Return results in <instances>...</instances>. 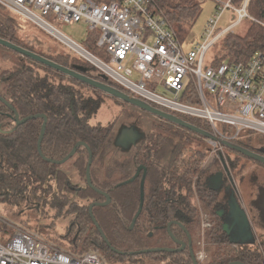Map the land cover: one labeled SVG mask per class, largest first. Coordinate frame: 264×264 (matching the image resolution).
Here are the masks:
<instances>
[{
    "label": "trees",
    "instance_id": "obj_1",
    "mask_svg": "<svg viewBox=\"0 0 264 264\" xmlns=\"http://www.w3.org/2000/svg\"><path fill=\"white\" fill-rule=\"evenodd\" d=\"M231 1L236 9L245 2ZM154 8L167 17L174 29L175 26L192 27L201 13L197 0H154ZM248 13L255 21H249L246 34L241 36L233 31L224 35L212 50V63L208 65L218 67L224 62H247L256 52H264V27L257 23H264V0H249ZM99 36L98 33L89 34L85 47L102 61H108L106 50L97 46ZM0 38L34 52V47L18 38L9 15L0 14ZM0 50L5 54L12 53L2 46ZM41 56L99 79L93 67L71 55ZM24 59L13 69H0V97L12 105L20 119L35 115L47 117L42 142V154L46 159L62 161L79 142L89 146L93 154L92 186L111 197V204L107 207L95 206L93 215L111 246L102 238L89 212L91 205L104 203L106 198L87 183L88 150L78 148L75 156L67 162L83 181L82 185L75 184L63 165L49 163L38 153L44 120L33 119L17 126L13 112L1 101L0 205L35 211L40 216L52 217L55 222L68 220L62 240L63 244H67V251L82 255L91 249L97 250L111 264H146L148 260H159L162 264H193L188 248L173 253H130L150 249V244L155 242L160 248L180 249L171 238L168 225L176 222L184 227L172 225L170 232L176 240L187 243L189 233L193 241V234L201 223V212H204L212 223L207 241L217 246L214 256L205 264H263L260 245L231 243L223 228L224 221L219 212L226 189L231 184L226 178L221 190L207 187L206 179L219 164V158L216 156L203 167L209 156L205 138L161 121L154 126L155 132L142 136L137 145L128 150L119 147L115 145L116 133L112 124L91 123L102 105L99 92L69 77L70 82L65 83L66 76L50 68L45 67L49 73H42L38 63L26 57ZM86 91L93 95L86 94ZM181 102L188 104L189 100L182 98ZM192 103H198L196 98L193 97ZM178 117L210 131L204 120ZM222 130L230 131L225 127ZM254 142L264 144V137L244 133L235 144L257 152L259 149L252 145ZM120 150L128 153L121 155ZM227 159L230 170L239 163L238 159L231 161L229 156ZM140 167L145 171L142 170L134 182L124 184L135 176ZM144 173V206L133 225L141 204ZM23 228L31 230L30 227ZM34 230V234L37 232L40 237L49 238L42 230ZM49 239L56 245L59 242L58 239ZM260 243L264 247L261 240Z\"/></svg>",
    "mask_w": 264,
    "mask_h": 264
},
{
    "label": "built area",
    "instance_id": "obj_2",
    "mask_svg": "<svg viewBox=\"0 0 264 264\" xmlns=\"http://www.w3.org/2000/svg\"><path fill=\"white\" fill-rule=\"evenodd\" d=\"M248 1L236 9L229 0L207 23L202 41L188 50L167 17L154 8V0H0V8L59 40L69 55L93 67L98 76L105 75L108 84L165 112L204 120L217 139L235 143L244 133L264 137V52H256L247 62L218 67L208 65L207 58L224 35L245 20L255 21L248 13ZM227 9L237 21L222 31L218 22ZM56 22L83 23L89 34L98 33L97 46L106 50L108 61L63 35ZM159 89L174 100L159 96ZM182 98L189 103H182ZM224 127L230 131L224 132ZM206 141L209 152H220L217 157L226 160L218 141ZM204 252V247L196 251L198 264L206 261ZM0 264L111 263L99 251L75 255L32 232L21 228L5 232L0 225Z\"/></svg>",
    "mask_w": 264,
    "mask_h": 264
},
{
    "label": "rangeland",
    "instance_id": "obj_3",
    "mask_svg": "<svg viewBox=\"0 0 264 264\" xmlns=\"http://www.w3.org/2000/svg\"><path fill=\"white\" fill-rule=\"evenodd\" d=\"M201 5V13L196 21V23L192 27H177L175 26V30L184 44V49L188 50L195 45L196 43H200L203 39V34L207 28V23H209L210 19L214 16H218L221 13L220 8L224 7V5L229 0H197ZM0 14L7 16L9 15L13 20V23L16 28V34L18 38L22 41L34 47L33 50L39 55H48V56H56L58 53H63L67 55L66 48L63 43L59 40L42 30L39 26L34 24L31 21L26 20L21 15L13 13L7 9L0 8ZM237 18L234 16V13L231 9H227L222 13V17L218 22V25L222 31H224L230 25L236 23ZM249 26V21H243L234 31L244 36L247 32ZM56 29H58L63 35L76 42L81 46H85L87 38L89 36L88 27L83 24H64L60 22H56ZM217 44V43H216ZM216 47V45L212 48V50ZM88 49V48H87ZM89 50V49H88ZM211 50V52H212ZM90 51V50H89ZM211 52L207 58V64H210V59L212 58ZM69 55V54H68ZM25 57L22 55H18L15 53L5 54L0 50V69H13L20 61L25 60ZM36 63L35 61H33ZM33 64V63H32ZM39 70L42 73H49L45 66L38 63ZM59 80V79H58ZM65 83L70 82L66 78L63 80ZM100 93L102 97V105L99 109L98 113L93 117L91 123L92 124H102V125H110L114 126L115 133H118L120 130L125 128H134L139 132L141 136H145L149 133L155 132V125L161 121H165L151 113L143 111L133 105L125 103L121 100L115 99L114 97L97 91ZM88 95H93L92 92L86 91ZM159 96H164L167 99L174 100V97L162 89L157 91ZM166 122V121H165ZM263 137V136H261ZM117 145V144H116ZM255 148L261 149L264 148L263 143L254 142ZM119 146V145H117ZM207 148L210 150L208 144ZM128 150L127 148H124ZM128 153L126 151H119V154ZM224 155L231 161H235L238 159L239 163L236 167L231 168V171H227L223 166V176L224 178H228L230 183L232 184L233 189L240 193V196L244 198L247 204H249L252 199L251 194L256 193L258 190L261 192L262 196L260 201L257 203L258 206L264 207V165L258 162L249 160L247 158H242L236 155L234 151H231L228 148H224ZM220 152H209V156L207 161L204 163L203 167L210 164L211 161L219 155ZM238 154V153H237ZM219 164L214 167V171L217 169ZM64 170L69 174L71 181L75 184L82 185L83 181L79 175L75 172V170L71 167L69 163H65L63 165ZM253 195V194H252ZM239 196V195H238ZM239 196V197H240ZM242 198V199H243ZM249 208V205H248ZM48 214V212H47ZM52 217L40 216L35 211L30 210H21L13 206L8 205H0V225H2L5 232L13 231L14 229H24L23 227H30V232L34 233V229H40L45 233V236L52 238L53 240L58 239L59 242L56 245L51 242L49 238L44 237L43 239L48 241L49 243L62 248L63 250H68L67 244L62 242L63 236L66 232L68 226V220L60 219L58 221H54L51 219ZM209 224L212 225L209 216L206 213L201 212V223L198 231H195L193 234V243L194 250L199 251L201 248H205L206 254V262H209L212 256H214L217 246L211 245L207 241V234L210 231ZM230 225H233V222H230ZM12 227V229L10 228ZM231 238L237 239L239 236L240 241L244 242L247 246L258 245L257 238L261 239L262 243H264V231H258V236H256L253 226L250 225L248 228H245L242 235L238 234L240 229L232 228ZM25 230V229H24ZM29 231V229H26ZM46 231V232H45ZM36 235L37 232H35ZM244 235H248L247 237ZM40 237V236H39ZM42 238V237H41ZM202 243V245H200ZM205 243V245H204ZM157 242L150 244V249L160 248L157 245ZM155 245V246H154ZM94 251V250H90ZM97 251V250H96ZM146 264H162L159 260H148Z\"/></svg>",
    "mask_w": 264,
    "mask_h": 264
},
{
    "label": "water",
    "instance_id": "obj_4",
    "mask_svg": "<svg viewBox=\"0 0 264 264\" xmlns=\"http://www.w3.org/2000/svg\"><path fill=\"white\" fill-rule=\"evenodd\" d=\"M0 46L14 52V53H17L19 55H22L23 57H26V58H29L33 61H35L36 63H39L47 68H50V69H53L61 74H63L64 76H67L71 79H74L96 91H100V92H103V93H106L112 97H114L115 99H118V100H121L125 103H128L130 105H133L143 111H146L148 113H151L169 123H172L174 125H177L179 127H182L184 129H187L193 133H196L197 135L205 138L206 140H213V141H218L224 148H228L230 149L231 151H234L240 155H242L243 157L249 159V160H252V161H255V162H258L260 164H263L264 165V148H261L259 149L257 152L255 151H250V150H247L245 148H242L240 147L239 145L235 144V143H232V142H229V141H226V140H222V139H217L214 135H212L210 132L208 131H205V130H202L198 127H196L195 125L191 124V123H188L186 122L185 120L179 118L178 116L176 115H173L171 113H168V112H165L161 109H158L152 105H150L149 103L145 102V101H142L138 98H135L131 95H128L126 93H124L123 91L119 90L118 88L108 84V79L105 75H99V79H94V78H91L89 76H86L84 74H81L75 70H72L70 68H67V67H64V66H61L37 53H34L32 51H29L25 48H22L20 46H17L15 45L14 43H12L11 41L9 40H4L2 38H0ZM0 101L2 103H4L5 105H7L9 107V109L13 112L14 114V117H13V120L14 122L16 123L17 126H21V125H24L25 123H27L28 121L30 120H33V119H43L44 120V123H43V126H42V129H41V134H40V138L38 140V153L41 157H43L46 161H48L49 163H52L54 165H64L65 163H67L68 161H70V159H72L78 148L80 147H84L88 150L89 152V160H88V164H87V168H86V180H87V183L90 187H93L92 186V183H91V166H92V162H93V154L91 152V149L89 148V146L85 143H82V142H79L75 147L74 149L71 151V153L65 158L63 159L62 161H52V160H49V159H46L43 154H42V142L44 140V136L46 134V128H47V123H48V119L45 115H35V116H31V117H27L25 119H20V116L18 114V112L12 107V105H10L7 101H5L3 98L0 97ZM125 133L122 132L120 133L119 135V138H118V142L121 143L122 142V138H123V135ZM138 135H134V138L131 137V133H127L124 140L125 141H128V143L126 144L127 146H132V145H136V142H138L140 139H141V135L139 134V132H137ZM142 170H144V168L140 167L138 168L135 176L127 181V183H124V184H128V183H131V182H134L141 174ZM145 171V170H144ZM145 177H146V174L144 173V176L142 178V181H141V204H140V208H139V211L137 213V215L135 216L134 220H133V225L135 224L136 220L138 219V217L141 215L142 213V210H143V206H144V196H145V192H144V186H145ZM215 180H217L216 182V185L213 186H210L209 189L211 190H221V188L224 186V182H225V178L223 176V173L222 174H219ZM93 189L98 192L99 194H101L102 196H104L106 198V201L104 203H95L93 205L90 206L89 208V212H90V216L95 224V226L99 229L101 235H102V238L104 239V241L109 245V241L108 239L106 238L105 234L103 233V231L100 229L99 227V224L97 223L94 215H93V208L96 206H101V207H107L111 204V197L106 194V193H103L99 190H97L96 188L93 187ZM231 186H228V188L226 189V192H229L231 193ZM229 210H230V213H234V222H233V225H226L224 224L223 225V228L225 230V232L227 233V235L229 236V240L231 241V243H235V244H240V245H245L244 242L240 241V236H239V240L238 239H232L231 238V231L233 230L232 228H237L238 230L240 229L239 233L240 235L243 234L245 228H248L250 225H251V222L246 214V212L244 210H242L238 204H237V201H236V198H235V194L233 193L231 198L229 199ZM179 225L181 228H184L181 224L179 223H176V222H173V223H170L168 225V231L170 233V236L171 238L173 239L174 243L178 246H180V249H175V248H155V249H147V250H144V251H140V252H131L130 255H143V254H154V253H159V252H166V253H173V252H182L184 251L186 248L189 249V252H190V255H191V258H192V261H193V264H198L197 260H196V257H195V252L193 250V241H192V238H191V235L189 233H187V238H188V242L185 243V242H180L178 240H176L173 235L171 234V227L172 225ZM247 237L248 235H244V237ZM113 251H115L113 248H112ZM116 253L118 254H124V253H120L118 251H116ZM230 264H243L241 262H233V263H230Z\"/></svg>",
    "mask_w": 264,
    "mask_h": 264
},
{
    "label": "crops",
    "instance_id": "obj_5",
    "mask_svg": "<svg viewBox=\"0 0 264 264\" xmlns=\"http://www.w3.org/2000/svg\"><path fill=\"white\" fill-rule=\"evenodd\" d=\"M220 167L218 166L217 169L214 171L212 170L211 173L208 175L206 179V185L209 188L210 186L216 185L217 180L215 178L222 174V171H219ZM218 184V182H217ZM235 194V198L237 201L238 206L244 210L251 222V225L253 226V229L255 231V234L257 237L258 231L263 232L264 231V207H260L257 205V203L261 199V192L258 190L255 194L252 193V199L250 200L249 204L246 203L243 197H239L237 192L234 189H231V193L226 192L222 202H223V208L220 211V216L223 218L224 224L230 225V222H234V213H230L229 210V199L231 198L232 194ZM243 198V199H242ZM249 205V208H248ZM239 240V237L237 238ZM259 239V238H257Z\"/></svg>",
    "mask_w": 264,
    "mask_h": 264
},
{
    "label": "flooded vegetation",
    "instance_id": "obj_6",
    "mask_svg": "<svg viewBox=\"0 0 264 264\" xmlns=\"http://www.w3.org/2000/svg\"><path fill=\"white\" fill-rule=\"evenodd\" d=\"M122 132H124L125 134L123 135V138H122V142L121 143H119L118 142V138H119V135H120V133H122ZM127 133H131V137L132 138H134V135L136 134V135H138L137 134V130H135L134 128H125V129H122V130H120L118 133H116V139H115V145L117 144V145H119V147H122V148H127V149H130L131 148V146L129 145V146H127L126 144L128 143V141H125L124 140V138H125V136H126V134ZM126 143V144H125ZM137 143L138 142H136V145H137ZM132 146H135V145H132ZM219 167H220V169H219V171H222L223 172V166L226 168V170L227 171H231L230 169H229V164H228V159L226 158V160L225 159H223V158H219V165H218ZM226 179V178H225ZM231 184V183H230ZM231 186V188L233 189V187H232V184L230 185ZM239 196H240V193H237ZM223 208V207H222ZM219 215H220V212H219ZM221 217V216H220Z\"/></svg>",
    "mask_w": 264,
    "mask_h": 264
}]
</instances>
